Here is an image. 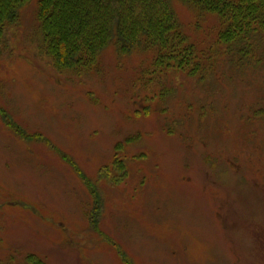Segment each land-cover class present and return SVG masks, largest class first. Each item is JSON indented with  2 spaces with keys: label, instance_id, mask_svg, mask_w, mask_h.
Returning <instances> with one entry per match:
<instances>
[{
  "label": "rangeland",
  "instance_id": "374dc122",
  "mask_svg": "<svg viewBox=\"0 0 264 264\" xmlns=\"http://www.w3.org/2000/svg\"><path fill=\"white\" fill-rule=\"evenodd\" d=\"M176 7L203 76L153 80L114 50L59 72L38 0L8 30L0 264H264V34L246 58L211 49L217 19Z\"/></svg>",
  "mask_w": 264,
  "mask_h": 264
},
{
  "label": "trees",
  "instance_id": "16d2710c",
  "mask_svg": "<svg viewBox=\"0 0 264 264\" xmlns=\"http://www.w3.org/2000/svg\"><path fill=\"white\" fill-rule=\"evenodd\" d=\"M34 1L0 0V56L8 30L19 25L23 9ZM178 4L197 22L217 19L218 38L211 49L226 46L246 58L264 34V0H38L44 54L62 73L90 72L99 68L105 52L114 50L120 61L141 58L146 63L141 74L153 80L170 74L203 76L212 67L188 34ZM27 261L45 264L34 256Z\"/></svg>",
  "mask_w": 264,
  "mask_h": 264
}]
</instances>
